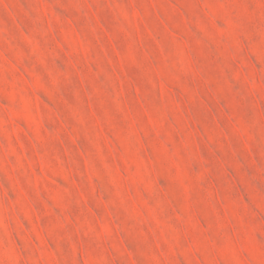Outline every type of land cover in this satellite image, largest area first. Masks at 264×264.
Here are the masks:
<instances>
[{
	"label": "rangeland",
	"instance_id": "rangeland-1",
	"mask_svg": "<svg viewBox=\"0 0 264 264\" xmlns=\"http://www.w3.org/2000/svg\"><path fill=\"white\" fill-rule=\"evenodd\" d=\"M0 264H264V0H0Z\"/></svg>",
	"mask_w": 264,
	"mask_h": 264
}]
</instances>
